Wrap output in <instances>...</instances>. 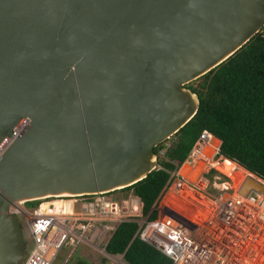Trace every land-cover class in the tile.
Masks as SVG:
<instances>
[{"label": "water", "instance_id": "obj_1", "mask_svg": "<svg viewBox=\"0 0 264 264\" xmlns=\"http://www.w3.org/2000/svg\"><path fill=\"white\" fill-rule=\"evenodd\" d=\"M262 28L264 0H0V264L27 256L12 203L146 178L198 110L186 86ZM207 137L215 158L218 137L194 147ZM204 162L188 157L171 186H195ZM244 171L237 192L264 196Z\"/></svg>", "mask_w": 264, "mask_h": 264}, {"label": "built area", "instance_id": "obj_2", "mask_svg": "<svg viewBox=\"0 0 264 264\" xmlns=\"http://www.w3.org/2000/svg\"><path fill=\"white\" fill-rule=\"evenodd\" d=\"M178 170L179 167L172 172L164 192L172 185ZM116 192L55 197L59 199L57 202L32 208L26 201L12 203L10 212L17 215L24 236L33 245L22 264H55L65 247L69 253L61 264H67L80 245L103 255L109 264H126L123 255H112L106 250L113 234L125 222L136 223L135 236L167 256L171 264H264V196L261 194L243 196L237 192L236 199L232 197L225 204L215 205L218 211L215 222H206L201 228L170 208L177 215L161 207L159 215L151 219L152 210L144 214L139 197L131 193L114 195ZM205 197L213 202L211 195ZM160 198L157 211L162 203Z\"/></svg>", "mask_w": 264, "mask_h": 264}, {"label": "trees", "instance_id": "obj_3", "mask_svg": "<svg viewBox=\"0 0 264 264\" xmlns=\"http://www.w3.org/2000/svg\"><path fill=\"white\" fill-rule=\"evenodd\" d=\"M186 87L199 98L194 117L155 148L158 168L132 186L117 190L124 196L131 193L139 197L144 214L152 210L151 219L158 216L156 203L172 172L186 162L204 132L222 140L216 158L229 159L264 180V28L227 60ZM215 175L219 173L211 169L204 176L212 180ZM54 200L59 199L26 203L38 207ZM137 228L134 222L122 223L108 242L107 252L123 255L126 264H171L167 256L135 236ZM67 264L94 263L78 257ZM101 264L109 261L103 257Z\"/></svg>", "mask_w": 264, "mask_h": 264}, {"label": "rangeland", "instance_id": "obj_4", "mask_svg": "<svg viewBox=\"0 0 264 264\" xmlns=\"http://www.w3.org/2000/svg\"><path fill=\"white\" fill-rule=\"evenodd\" d=\"M212 147L215 148V146H212ZM215 152H216V150H215ZM215 152H213L211 154L209 153L210 157H207V158H211L215 154ZM216 161L217 160H215L214 162H216ZM214 162H213V160H210L209 162H206L205 166H202L201 169H199V172L197 173L199 175V177L197 179H195V181H193V178H191V176H190L191 179L189 178L190 179L189 182L190 183H193L195 185V186H192L193 187V189H191L192 191L190 190L191 191V194H189V195L187 194V195L184 196L183 195L184 193H181V191L185 190L182 187L186 186L187 190L189 189V187L186 185V182L185 183H180V184H177V185L174 184V186H171L170 185L168 187V189L164 192V194L162 195V197L160 199L162 200V198L164 197V195L167 192L173 191V194L172 195L174 197L172 196L171 201H172V203L174 202L173 203L174 206H173V208H171V207H169L167 205H163L161 203V206L158 209V215H159L160 211L162 210L161 207H165L166 206V207H168V208L176 211L177 213H180L181 215H183L187 219L191 220V222H193L192 221L193 215L197 211V207L195 208V205H193L192 202L191 203L189 202V199H191L190 195H194L195 193H197V194H203L204 196L211 195V199H212V201H213V203L215 205H219V203L224 204V202L226 200L234 197L233 196L234 195V192L238 189V186L241 183V181L237 180V177L235 178V180H232L230 177H228L223 172H221L218 168H216V167H210V166H213V163ZM211 168L212 169H215L219 173V175H215L212 178V180H210L207 177H205L208 174V172H209V170ZM240 170H241V172H239V174L240 175H245L246 172L244 171V169L242 167H240ZM223 176L227 177L228 178V181H225V179L223 178ZM113 194L114 195L116 194L118 196H123V192H121V191L120 192L113 193ZM226 194H228V195L226 196ZM54 202H57V201L54 200ZM28 206L32 208L33 207V204H28ZM49 207L50 206H48V208ZM210 207L211 206H208V209H210ZM197 212H200V210L197 211ZM209 214H210V212L207 215L204 216L203 221H201V220H198V221L199 222H202V224H204V225L207 224V223H204V222L207 219H209L208 218V215ZM202 216H203V213H202ZM193 220H195V219H193ZM256 220H257V218H256ZM32 247H33L32 243L25 237V248H26L27 255L30 254V252L32 250ZM82 251H84V254L82 253L83 256L80 255V253ZM68 253H69V249L65 247L60 252V254L58 255V257H57V259L55 260L54 263L55 264H61L64 261L66 255ZM102 256L103 255H101V254H97V253L94 254V252H92L90 250H87V248L84 245H80L78 247V249L72 254L71 259L74 261L78 257H80V258H83L86 261H88V259L86 258V257H88L91 261H95L96 264H101L102 259H103Z\"/></svg>", "mask_w": 264, "mask_h": 264}, {"label": "bare ground", "instance_id": "obj_5", "mask_svg": "<svg viewBox=\"0 0 264 264\" xmlns=\"http://www.w3.org/2000/svg\"><path fill=\"white\" fill-rule=\"evenodd\" d=\"M208 142H209L208 137L204 138L202 143L200 144V146L201 145L204 146V147H202V150L197 148L196 151L193 153V155L191 157V158H193L195 160V162H196L197 159H203L204 158L205 162L200 164L201 167L205 166L206 162H209L210 160H213V162L215 161V159H214V155L215 154L211 158H206V157L202 156L201 151L206 152L207 154H209V153L211 154V153L215 152V150H216ZM208 157H210V155H208ZM201 167L196 169V170H194L192 172L191 178H193V181H195V179H197L199 177V175L197 173L199 172V169H201ZM210 167L218 168L221 172H223L225 175L230 177L232 180H235V178L237 177V180H239L241 182H242L244 176L247 175V172L245 173V175H240L239 172H241V170H240V167L238 166V164L233 162V161H231V160H229V159H224V158L223 159H217V161L213 163V166H210ZM182 188L185 189V190L181 191V193H184L183 194L184 196L187 195V194L188 195L191 194L192 190L190 188L188 190H187L186 186H184ZM172 194H173V191H170V192H167L164 195V197L162 198V204L163 205H167V206L173 208V206H174L173 203L174 202L172 203V201H171V198L173 196ZM236 194H237V190L234 192L233 199H236ZM190 197H191V199H189V202L190 203L192 202V204L195 205V208L197 207V211L200 210V212L196 211L194 213L193 219H195V220L192 219V221L196 222L201 228H203L204 226H206V224L204 225V224H202V222H199L198 220L203 221L204 216L207 215L210 212V214L208 215L209 219H207L204 223L211 222V221L215 222V218H217V215H218V211H217V208H216L215 204L213 202H211L210 200H208L203 194L195 193L194 195H190ZM224 204H225V202H224ZM208 206H211L210 209H208ZM246 209L247 210H253L254 208L247 207ZM202 213H203V216H202ZM199 216L200 217L202 216L201 217L202 219ZM240 222H241V220H239V223Z\"/></svg>", "mask_w": 264, "mask_h": 264}, {"label": "flooded vegetation", "instance_id": "obj_6", "mask_svg": "<svg viewBox=\"0 0 264 264\" xmlns=\"http://www.w3.org/2000/svg\"><path fill=\"white\" fill-rule=\"evenodd\" d=\"M214 159H215V160H217V159H223V157H220V158H216V157H215ZM223 178H224V176H223ZM208 179H209V178H208ZM225 181H228V180H227V179H225ZM184 183H185V182H184ZM186 185H187V183H186ZM187 186H188L190 189H193V187H192V186H191V187H190L189 185H187Z\"/></svg>", "mask_w": 264, "mask_h": 264}, {"label": "crops", "instance_id": "obj_7", "mask_svg": "<svg viewBox=\"0 0 264 264\" xmlns=\"http://www.w3.org/2000/svg\"><path fill=\"white\" fill-rule=\"evenodd\" d=\"M82 253L84 254V251H82V252L80 253L81 256H83ZM84 257H85V256H84ZM86 258L88 259V261H90V259H89L88 257H86Z\"/></svg>", "mask_w": 264, "mask_h": 264}, {"label": "clouds", "instance_id": "obj_8", "mask_svg": "<svg viewBox=\"0 0 264 264\" xmlns=\"http://www.w3.org/2000/svg\"><path fill=\"white\" fill-rule=\"evenodd\" d=\"M186 161H187V160H186ZM187 185L192 186V185H190V184H188V183H187ZM163 192H164V191H163ZM24 239H25V236H24ZM26 257H27V256H26ZM25 259H26V258H25Z\"/></svg>", "mask_w": 264, "mask_h": 264}]
</instances>
